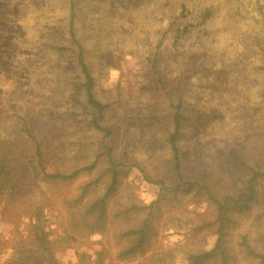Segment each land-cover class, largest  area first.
Returning <instances> with one entry per match:
<instances>
[{
  "label": "rangeland",
  "instance_id": "rangeland-1",
  "mask_svg": "<svg viewBox=\"0 0 264 264\" xmlns=\"http://www.w3.org/2000/svg\"><path fill=\"white\" fill-rule=\"evenodd\" d=\"M3 1L9 7L2 13L7 19L0 16V100L27 102L18 110L26 111L44 151L58 154L65 146L60 145L62 139L69 143L78 137L83 141L95 137L85 126L88 106L83 97L64 86L56 87L48 74L61 63L67 79L79 78L74 57L49 48L69 43L62 22L50 21L56 18L52 6L58 8L59 3ZM139 1L137 8L130 6V0H80L77 4L79 35L93 60L94 94L108 104L102 122L111 130L106 142L113 156L123 162L118 188L109 197L105 227L93 229L79 212L83 203L105 192L108 175L101 176L103 165L69 183L47 182L31 169L29 146L20 144L15 188L0 198V264L27 250L35 258L51 253L56 264H188L189 256L210 250L218 235L215 207L191 194H159L161 182L167 187L178 184L163 129L171 121L168 102L182 90L189 105L180 143L186 179H204L222 201L247 190L249 169L264 171V140L254 133L260 113L255 110L257 115H252V105H261L253 45L261 41L247 36L254 34L249 27L241 26L234 33L228 28V20L235 13L242 16L246 5L240 0H188L189 12L179 18H187L186 25L189 19L204 17L206 31L196 21L187 30L181 27L176 40L168 39L158 49L159 73L155 75L148 60L153 57L154 43L138 28L144 14L163 17L165 1L159 0L161 9L154 8L152 0ZM40 7L50 12L42 19L35 12ZM224 20L227 25L221 29ZM112 24L115 32L100 29ZM132 25L137 31L126 38L125 27ZM49 79L54 88L52 104L29 101L35 98L38 84ZM52 170L47 162L46 172ZM88 182L95 183L80 199L81 186ZM256 190L250 213L229 214L231 221L223 236L225 256L205 264H256L240 246L246 236L255 248H261L264 179L258 181ZM145 219L155 228L148 248L120 259L119 251L127 246L120 232Z\"/></svg>",
  "mask_w": 264,
  "mask_h": 264
},
{
  "label": "trees",
  "instance_id": "trees-1",
  "mask_svg": "<svg viewBox=\"0 0 264 264\" xmlns=\"http://www.w3.org/2000/svg\"><path fill=\"white\" fill-rule=\"evenodd\" d=\"M0 2V16L4 10L9 7L7 1ZM94 2V0H88ZM130 0V6L132 8L139 7V0ZM162 8L163 17L147 16L143 15L140 22V30L142 35L148 36L153 41L154 54L150 59L151 69L155 75H158V49L162 44L168 40H176L178 33H180L181 27L183 30H187L188 25H194L195 21L198 26L204 24L202 32L206 31V19L203 17L200 19L196 16L195 21L189 19L184 24L185 12H189L188 0H164ZM59 3V7L52 6L55 10L56 18L50 20L53 23L62 22L61 29L67 34L66 40L69 43L63 42L57 46H49V48L55 53H68L69 57H74L75 68L78 73L77 80H69L63 74L61 63H56L53 66V72L49 71L48 74L52 76L56 87L64 86L67 89H71L72 93L83 97L84 102L88 106L86 115L88 117L85 126L94 134L93 138H86L84 141L80 137L75 138L69 143H64V139L60 140V145L63 149L58 154L51 150L44 151L43 145L40 143L36 132L30 127L29 118L26 111L20 112L18 106H24L27 104L23 99L20 100H0V198L7 192H12L15 188V178L19 162V147L20 144L26 143L31 151L30 167L36 173L42 175V179L47 182H61L69 183L74 181L81 173H91L94 170H98L103 165L101 176L108 175V185L105 192L93 200H88L80 206L79 212L82 217L91 223L93 229H103L108 218V206L109 197L118 188V180L120 175V167L123 166L121 160H117L113 156V150L108 146L106 139L111 133L109 128L102 125L105 118V112L108 108V104L100 101L94 94L95 76L92 71L93 60L91 56H88V50L83 45V39L79 35L78 22V7L77 4L80 0H56ZM154 8L161 5L159 0H152ZM240 3L246 5L247 11H243L244 14H234L231 19L228 20V28L232 33L240 29L241 26L249 27L250 31L254 34L247 33V36L252 39L253 36H257L261 42L253 43L256 48V61L257 65L254 68L257 69L260 86H259V105L258 108L252 105L253 114L257 115L255 110L260 113V118L254 122V133L257 138L264 140V0H240ZM146 5L145 7H150ZM52 10V11H53ZM38 12V18L47 16L48 12L44 7H40L35 10ZM206 15V14H205ZM3 19H7V16L2 14ZM48 19V18H46ZM245 19V20H243ZM193 23V24H192ZM46 25H51L46 23ZM227 23L223 22L221 29ZM112 24L110 28L103 26L100 29H107V31L115 32ZM135 27H125L124 34L126 38H132ZM200 31V29H199ZM201 32V31H200ZM201 32V33H202ZM246 38L248 40L249 38ZM174 61H177V56H174ZM184 60V56L181 58ZM52 80H44L40 82L36 88L35 98H30L29 101H33L36 104L42 106L52 104V96H54V88L50 86ZM159 83L163 87L164 83L159 78ZM244 81V80H243ZM236 85V82H234ZM185 90L175 100H169L168 105L172 112L171 121L165 129H163L164 142L168 147V152L171 155L172 170L178 178V184L175 186L167 187L162 182L160 183L159 194L171 193V194H183L196 196L200 199H205L211 203L217 212V220L219 223L217 229V241L215 245L203 254L189 256L188 264H205L208 260H213L218 257L225 256L227 247L225 246V240L223 239L225 229L230 224L231 218L229 214L232 212H246L250 213V203L256 200V186L260 179H264V171L259 169H249L251 177L246 183V191H242L236 198L225 197L222 201L218 199L211 189L207 186V182L204 179L189 180L184 177L182 170L181 159V141L182 133L185 126L186 116L185 111L188 109V104L184 97ZM187 92V91H186ZM255 112V113H254ZM239 113V112H237ZM99 136H96V134ZM101 135V137H100ZM100 153L103 158L100 159ZM125 157V154H123ZM50 163L53 170L46 172V164ZM66 162H69L67 164ZM95 182H88L81 186L80 199L86 197L89 193V187ZM155 235V228L152 226L151 221L145 219L142 223H138L130 226L126 230L120 232V237L125 238L127 246L119 251L118 257L120 259H128L136 254L143 253L149 246L151 238ZM261 248L257 249L253 246L250 240L243 236L241 238V249L245 254V257L255 261L256 264H264V235L261 236ZM45 249V247H44ZM7 264H56L53 260L51 253L43 255L42 258L32 257L31 251L27 250L24 254L20 255L16 259H12Z\"/></svg>",
  "mask_w": 264,
  "mask_h": 264
}]
</instances>
